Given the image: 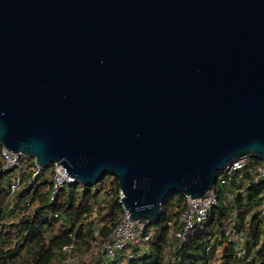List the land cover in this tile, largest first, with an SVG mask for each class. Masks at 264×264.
Returning a JSON list of instances; mask_svg holds the SVG:
<instances>
[{
  "label": "water",
  "instance_id": "water-1",
  "mask_svg": "<svg viewBox=\"0 0 264 264\" xmlns=\"http://www.w3.org/2000/svg\"><path fill=\"white\" fill-rule=\"evenodd\" d=\"M0 145L157 223L264 159V0H0Z\"/></svg>",
  "mask_w": 264,
  "mask_h": 264
},
{
  "label": "trees",
  "instance_id": "trees-1",
  "mask_svg": "<svg viewBox=\"0 0 264 264\" xmlns=\"http://www.w3.org/2000/svg\"><path fill=\"white\" fill-rule=\"evenodd\" d=\"M12 173L0 160V264H205L207 260L204 245L209 224L204 231H191L175 247L168 242V222L177 223L184 208L185 196L179 192L171 193L163 204L159 221L151 226L152 239L134 247L132 256L123 250L106 258L96 247L107 239L124 212L115 177L106 175L91 187L67 183L56 194L51 180H35L14 199L16 207L30 200L32 210L11 221L14 209L8 211V204ZM260 190L256 187L251 193L257 195ZM214 212L217 221L226 214L222 203ZM64 246H72L75 262L66 260ZM260 260L264 264V255Z\"/></svg>",
  "mask_w": 264,
  "mask_h": 264
},
{
  "label": "built area",
  "instance_id": "built-area-1",
  "mask_svg": "<svg viewBox=\"0 0 264 264\" xmlns=\"http://www.w3.org/2000/svg\"><path fill=\"white\" fill-rule=\"evenodd\" d=\"M0 160L3 168L13 172L9 178L8 208L14 209L15 221L33 208L30 200L20 207L14 204L13 198L26 184L46 178L51 180L56 194L65 184L75 183V178L62 164L52 163L48 168H42L35 164L34 159H25L23 153L12 152L2 145ZM256 187H261V190L252 195V189ZM221 203L226 214L217 221L213 219L214 211ZM168 224L169 232L174 236L171 242L174 247L191 231H204L205 225L209 224L204 245L207 254L205 264H263L260 257L264 255V159L243 155L230 163L218 174L214 187L205 196H185L177 223L170 220ZM151 226L147 220H132L124 209L120 222L96 250L106 258H113L123 250L132 256L134 247H142L153 238ZM95 232L98 234V230ZM63 250L68 256L66 260L70 261L72 246H64Z\"/></svg>",
  "mask_w": 264,
  "mask_h": 264
},
{
  "label": "rangeland",
  "instance_id": "rangeland-1",
  "mask_svg": "<svg viewBox=\"0 0 264 264\" xmlns=\"http://www.w3.org/2000/svg\"><path fill=\"white\" fill-rule=\"evenodd\" d=\"M24 158L25 159H33V158H31V157H28V156H26V155H24ZM108 176V175H107ZM13 200H14V198H13ZM13 203V202H12ZM12 208H11V206L9 207V209H8V211H10ZM10 217H11V215H10ZM11 218H13V219H11V221H15L16 220V217H15V215H13ZM9 222H10V220H9ZM174 241V236H173V234H172V232H169V237H168V242H173ZM73 259H75L74 257L72 258L71 257V260H70V262L71 261H73ZM76 261V259L74 260V262Z\"/></svg>",
  "mask_w": 264,
  "mask_h": 264
}]
</instances>
